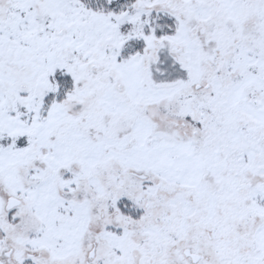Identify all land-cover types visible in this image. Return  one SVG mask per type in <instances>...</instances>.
<instances>
[{
  "label": "snow or ice",
  "instance_id": "1",
  "mask_svg": "<svg viewBox=\"0 0 264 264\" xmlns=\"http://www.w3.org/2000/svg\"><path fill=\"white\" fill-rule=\"evenodd\" d=\"M0 264H264V0H0Z\"/></svg>",
  "mask_w": 264,
  "mask_h": 264
}]
</instances>
